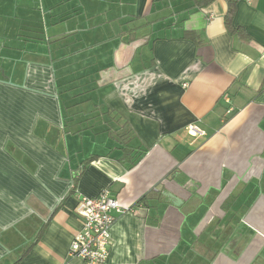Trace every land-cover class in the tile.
<instances>
[{"label":"crops","instance_id":"crops-1","mask_svg":"<svg viewBox=\"0 0 264 264\" xmlns=\"http://www.w3.org/2000/svg\"><path fill=\"white\" fill-rule=\"evenodd\" d=\"M228 11L0 0V264H81L106 190V264H264V0Z\"/></svg>","mask_w":264,"mask_h":264},{"label":"built area","instance_id":"built-area-1","mask_svg":"<svg viewBox=\"0 0 264 264\" xmlns=\"http://www.w3.org/2000/svg\"><path fill=\"white\" fill-rule=\"evenodd\" d=\"M190 132L195 136L201 133L196 126H192ZM130 210V207H124L112 198L108 190L97 198L79 197L76 212L82 218L83 226L73 239L70 256L80 259L81 264H106L115 215Z\"/></svg>","mask_w":264,"mask_h":264},{"label":"trees","instance_id":"trees-1","mask_svg":"<svg viewBox=\"0 0 264 264\" xmlns=\"http://www.w3.org/2000/svg\"><path fill=\"white\" fill-rule=\"evenodd\" d=\"M213 0H207V3L208 2H212ZM228 3H229V11H228V14H227V19L228 21H230V18L232 16V13L234 12V5L235 3L238 1V0H227Z\"/></svg>","mask_w":264,"mask_h":264},{"label":"rangeland","instance_id":"rangeland-1","mask_svg":"<svg viewBox=\"0 0 264 264\" xmlns=\"http://www.w3.org/2000/svg\"><path fill=\"white\" fill-rule=\"evenodd\" d=\"M58 85H60V83H58ZM60 88H61V86H60Z\"/></svg>","mask_w":264,"mask_h":264},{"label":"water","instance_id":"water-1","mask_svg":"<svg viewBox=\"0 0 264 264\" xmlns=\"http://www.w3.org/2000/svg\"><path fill=\"white\" fill-rule=\"evenodd\" d=\"M174 198V197H173ZM176 201L178 200V199H175Z\"/></svg>","mask_w":264,"mask_h":264}]
</instances>
